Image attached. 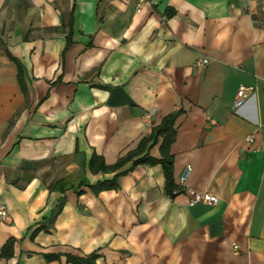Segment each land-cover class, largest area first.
I'll list each match as a JSON object with an SVG mask.
<instances>
[{"label": "crops", "instance_id": "crops-1", "mask_svg": "<svg viewBox=\"0 0 264 264\" xmlns=\"http://www.w3.org/2000/svg\"><path fill=\"white\" fill-rule=\"evenodd\" d=\"M176 110L174 197L160 164L90 190ZM0 201V264H264V0H0Z\"/></svg>", "mask_w": 264, "mask_h": 264}, {"label": "trees", "instance_id": "trees-1", "mask_svg": "<svg viewBox=\"0 0 264 264\" xmlns=\"http://www.w3.org/2000/svg\"><path fill=\"white\" fill-rule=\"evenodd\" d=\"M22 69L19 65V81L22 84ZM182 110H176L169 113L164 117L163 121L160 125L154 127L152 133L143 138L139 143L138 147L134 150L129 151L125 156L121 157L115 164L107 165L105 161H103V157L94 154L89 162V168L94 173H99V171L106 173H113L118 171L127 163L131 162L129 168L119 171L114 174V177L111 179H105L96 184H88L86 185L90 188V190L98 195L99 192L104 190H113L119 188V178L122 175H126L133 169H135L138 165L148 164V165H157L160 164L163 168L165 175V190L167 194L171 197H174L177 193V187L174 182L173 175V156L171 154V145L173 144L176 138V121L178 117L181 115ZM161 141L160 145V158H155L151 156L150 149ZM150 146H148V144ZM15 240L10 238L2 248V256L5 258H11L13 256V245ZM57 258V256L49 257V259ZM98 258V254L96 252L91 253L88 257H72L68 256L67 260L74 264H96V259Z\"/></svg>", "mask_w": 264, "mask_h": 264}, {"label": "built area", "instance_id": "built-area-1", "mask_svg": "<svg viewBox=\"0 0 264 264\" xmlns=\"http://www.w3.org/2000/svg\"><path fill=\"white\" fill-rule=\"evenodd\" d=\"M138 10H140V7H138ZM210 62L209 58H199L195 61L194 65L197 67H203L206 66ZM256 91V86L253 85H241L238 88L237 91V99L235 106L240 107L252 94ZM146 119L150 117V113H148L146 116H144ZM251 140V136L248 138ZM189 171H191V166H187L186 170L184 171V174L181 177L182 183H184L187 180ZM186 194L189 197V203L190 205H196V204H206L209 206L215 205L218 202L217 196L210 192H199L193 188H187ZM0 220L3 222H8L10 220V211L7 207V204L0 201Z\"/></svg>", "mask_w": 264, "mask_h": 264}]
</instances>
